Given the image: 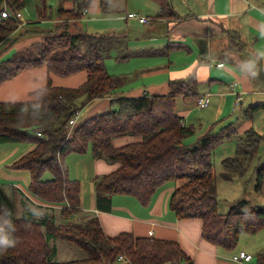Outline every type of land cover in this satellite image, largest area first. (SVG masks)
Listing matches in <instances>:
<instances>
[{"label":"trees","instance_id":"trees-1","mask_svg":"<svg viewBox=\"0 0 264 264\" xmlns=\"http://www.w3.org/2000/svg\"><path fill=\"white\" fill-rule=\"evenodd\" d=\"M49 1L38 0L37 11L41 19L54 22L55 28L50 26L47 31L53 34L60 22L82 19L84 10L93 0H72L71 8L59 4L54 8ZM107 1L114 0H101L103 8ZM155 1L160 5L157 17L179 18L172 0ZM26 3L27 0H0V14L5 11V4L23 10ZM152 20L149 17L148 23ZM29 21L22 23L11 15L2 17L0 45L9 37L19 40L32 32H42L37 26L34 30L27 29L32 23ZM44 36L43 41L33 42L0 61V85L24 69L38 66H46L49 77L84 72L86 78L77 86L55 85L49 79L27 100H0V144H35L13 163L15 168L28 171L27 190L0 184V234L9 232L15 239L13 246H0V264H116L115 250L124 247L131 251L129 254L134 259L130 264H194L193 258L176 239L137 236L128 231L110 236L97 215L88 220L76 218L77 214H74L81 210L82 184L69 176L65 157L70 153L86 155L90 151L95 159L121 163L116 170L94 179L99 209L111 210L112 197L120 194L132 195L148 205L165 184L184 179L185 182L172 193L170 208L178 218H201L202 236L206 240L232 250L242 232L264 228V208L248 206L241 211L235 203L227 213L219 211L214 166L216 149L237 135V150L222 160L221 175L231 179L233 174H245V162L255 157L264 134L249 129L238 135L233 123L217 127V121L194 143H186V139L195 135L196 128L184 124V117L176 110L177 98L181 95L190 99L201 96L195 93L199 84L195 75L170 81L167 93L115 96L111 101L113 108L81 123L78 120L69 130L67 124L77 116L81 106L78 100L85 98L89 102L113 93L123 85L122 80L108 70L107 58L114 52L118 53L117 60L129 58L132 55L128 49L129 40L125 35L83 29L63 32L61 41ZM122 46L127 48L125 54L119 52ZM172 47L184 46H167L165 50ZM126 136L140 139L122 146L114 144L115 139ZM46 172L52 175L44 178ZM257 175L262 184L264 165L257 170ZM20 207L23 208L21 213ZM56 207H61L60 214L65 219L60 224L52 215ZM82 215L87 214L82 212ZM53 239L76 244L86 256L59 261ZM139 253L136 261L135 255ZM256 257V264H264V249Z\"/></svg>","mask_w":264,"mask_h":264},{"label":"crops","instance_id":"crops-1","mask_svg":"<svg viewBox=\"0 0 264 264\" xmlns=\"http://www.w3.org/2000/svg\"><path fill=\"white\" fill-rule=\"evenodd\" d=\"M172 1L179 13V18H175L176 25L157 17L160 5L155 0L107 1L105 8L102 7L101 0H94L84 17L79 20L87 22L89 32L127 36L128 44L135 45L129 50L137 53L135 56L138 58V64L146 63L152 66L153 70L164 68L162 74H155L157 72L151 74L153 78L151 82L148 81L149 89L142 92H128L129 95L167 93L170 81L195 75L199 83L195 93L199 96L208 94L209 103H212L211 107L214 111L211 118L196 120L193 109L188 103L192 102L196 105L197 96L190 99L181 95L177 98V107H180L177 112L184 117L185 125L199 123L202 131L198 136L217 121L220 122L217 127L233 123L239 135H243L249 129L264 134V0ZM71 7L73 4L68 5V8ZM91 9L95 11V14H92ZM129 11L139 12L153 20L148 24H143L136 19H127L126 14ZM95 18L103 25L90 27V20ZM25 19L28 20L27 16ZM24 42L26 45L23 47L20 41L9 45L0 53V61L27 47L28 39H24ZM31 43L33 42L29 45ZM172 45L184 47L179 49L172 47L170 50H165L167 46ZM147 49L150 53H138L147 51ZM163 49L162 54H154ZM141 57L143 60L140 59ZM258 57L261 70L256 77L251 78L240 71L241 61ZM218 62H223L224 65L218 66ZM147 70H150V67ZM85 78L84 72L71 76L50 75L49 77V70L46 66L27 68L0 85V100H27L32 97L33 91L47 84L49 79L55 85L77 86ZM180 99L185 103L180 104ZM210 104L207 107H210ZM108 105H110L108 98L103 99L94 110L108 111ZM238 109L242 115L236 117ZM235 120L237 121L234 122ZM198 136L193 139L192 143L197 140ZM138 138L137 136H126L115 139L114 144L120 146ZM23 145L25 144H0V165L3 166V171L4 167L10 168L8 179L2 182L0 177V184L18 186L27 190L30 180L29 173L27 175L24 170L13 166V163L26 152L25 149L29 148ZM32 148L33 146L29 150ZM236 150L237 138L234 144L232 143V146L224 152L234 155ZM76 160L77 167L73 169L68 167V169L69 176L71 177L70 174L74 171L76 178H71L80 180L82 184L81 209L83 212L91 211L92 214L97 215L108 235L116 236L128 231L137 236L151 235L176 239L193 258L194 264L250 263L251 260L233 261V256L239 253H228L231 250H225L206 240L202 236L201 218L177 217L170 208L171 196L176 187L171 185V182L160 188L148 205L142 204L132 195L120 194L112 197L111 210L99 209L94 190V179L98 174H108L116 170L121 163L109 162L103 158L94 159L90 151ZM69 165L71 167V163ZM242 251L245 249H240V252ZM247 253L252 254L250 251Z\"/></svg>","mask_w":264,"mask_h":264},{"label":"rangeland","instance_id":"rangeland-1","mask_svg":"<svg viewBox=\"0 0 264 264\" xmlns=\"http://www.w3.org/2000/svg\"><path fill=\"white\" fill-rule=\"evenodd\" d=\"M174 1H176V0H174ZM37 2H38V0H27L26 6L23 8V12H24L25 16H27V19L30 20V22H32L29 25H27V29H33L34 30L33 27L37 26V29L42 30V32L41 33L32 32L28 36L22 37L19 40L17 39V37L16 38L9 37L6 41H4L0 45V53L2 51L6 50L9 45L10 46L13 45L14 42L18 43L20 41L22 44V47L25 46L26 44L24 42V39H28L29 43L30 42H41L45 39L44 35L46 34V38H52V39H57L58 41H61L60 35L63 32L74 33V32L79 31L82 28L84 30L88 29V27L86 25L87 22L85 20L80 21L79 19H75V20H70L69 22H66V21L60 22L57 25L58 28H57L56 32L54 31L53 34H51L50 32H47L48 30L51 29L50 26H53V28H55V25H53L54 22L46 21V20L41 19V17H39L40 14H38V11H37ZM4 3H5V1H4ZM49 3L51 5H53L54 8H57L58 4L68 8V5L72 4V0H50ZM93 3H94V0L91 2V5ZM66 4H68V5H66ZM96 7L97 6H95V8ZM85 11H87V9L84 10V13H85ZM91 11H92V14H95V11L93 9H91ZM49 14H50V11H48V15ZM40 19H41V21L39 23H37ZM165 21H167L169 23L172 22L173 25L174 24L176 25V23H177V20L173 19V18H168V19L165 18ZM65 24H67V25H65ZM100 25H103V23H101L97 18L92 19L89 22L90 27H97ZM43 31H45V34ZM48 33H49V35H48ZM29 43L27 45H29ZM134 46L135 45H133V44H129L128 49L131 50V48ZM119 50H120L119 52L122 54H125L127 52V48L123 47V46L120 47ZM147 50H149V49H147ZM130 53L132 55L127 59L117 60L118 53L116 54L115 52L112 53V55L107 58L108 70L110 71V73H115L120 78V80H122L123 85L119 89H117L115 92L108 93L107 95H105L103 97H98V99H95V100H92L89 102L85 98H81L80 100H78L79 105H81L79 107V111L77 114L78 115L77 119L79 120V123L83 122L88 117H92V116H95L99 113L104 112V111H100V110L99 111L94 110L96 108L97 104L99 102H101V100L108 98V100L110 101V105H108V106H109V109H111V108H113V105L111 103L113 97L118 96L122 93L128 94V92L129 93L142 92L145 89H149L150 87L148 85V81L151 82L152 78H153L151 76V74H154V72H157L155 74H162L164 68L159 69V70L158 69L153 70V69H151L152 66L146 65V63H139L138 64L137 63L138 58L135 56L137 53H135V51L134 52L130 51ZM140 59H142V57ZM142 60H140V61H142ZM148 67H150V70H147ZM122 72H124V73H122ZM136 86H137V88H136ZM133 87L135 89H133ZM129 88H130V90H128ZM179 103L182 104V103H185V101L180 99ZM188 104H190L189 105L190 108L193 109V115L195 116L196 120H198L199 118L209 119L212 117V114L214 111V108L211 107L212 103L211 104L209 103L210 107H205V108L198 107L195 104H193L192 102L191 103L189 102ZM179 109H180V107L176 108L177 111ZM237 112H238V114L236 115V117L238 115H242V112L240 111V109H238ZM72 119L69 120V123L67 125H69L71 123ZM236 121L237 120H235L234 122H236ZM219 123L220 122H218L217 124H219ZM199 125H200L199 123H196V125H194L196 128L195 129L196 130L195 135L186 139L185 142H187L188 144L192 143L193 139L199 135L200 131H202V129L199 127ZM67 127L68 126H66V128ZM29 128H31V127H29ZM73 128L74 127H70L69 130L73 129ZM236 138H237V142H238V136L236 135L234 139L226 140L221 146H219L220 148L219 147L217 148V150L214 153V154H216L215 159H214V166L216 169L217 181H218V208H219V211L222 213H227L231 209L232 205L235 203L238 204L239 210H241V211L247 209L248 206H255V207L260 208V209L264 208V180H263L262 184H259L258 175H257V170L261 166L264 165V141H262L260 147L258 148V151H257L255 157H253L252 159L245 162V165H246L245 174H243V175L233 174L231 179H224L221 175V173L223 171L222 160L227 156L233 155L232 153H225L224 151L227 148H230L232 146V143L234 144ZM139 139H140V137L138 139H135V141H138ZM22 144H25V145H23L24 147H29V148H31L32 146L34 147V145H35L32 142L22 143ZM120 146H122V145H120ZM29 148L25 149L26 152L23 155H26L31 150V149L29 150ZM69 155H71V157ZM82 155H85V154H78V153L68 154L65 157V161L68 164V167L70 169L76 168L77 167L76 158H78ZM59 157H60V154H59ZM70 163H71L72 168L69 165ZM2 168H3V166L0 165V177H1V181L4 182L8 179L7 177H8V173L10 172L9 171L10 168L4 167V171ZM25 172H27L26 174L28 175V171L25 170ZM51 175L52 174L50 172H46L44 174V178L50 177ZM70 175H71V177L76 178L74 176L75 175L74 171L71 172ZM101 175H104V174H98L97 176H101ZM184 182H185L184 179H178V180L172 181L171 185H175L177 187V186H181ZM26 183H27V181H26ZM94 190L96 192L95 185H94ZM60 208L61 207H56L55 213H52V215L54 214L55 216L54 215L53 216L57 219L56 220L57 224H60L59 222L65 220V219H63L62 215L60 214ZM80 208H81V206H80ZM22 211H23V208L20 207V213ZM79 212H81V213H79ZM79 212L74 214V216L77 214L76 218H78V219L85 218L88 220L89 218L93 217V215H94V214H92L91 211L85 212L87 215H82V212H83L82 209ZM43 230H45V227H43ZM52 244L57 247L58 252H57L56 258L59 261L79 259V258H83L86 256L84 251L72 242H68V241H65L62 239H53ZM240 249H245V251H247V252L250 251L254 255V259L251 260L249 264H256L257 254L264 249V228L259 229L256 232H242L240 234V238L238 240L236 247L234 249H232L231 251H228V253H231V254L234 252L240 253ZM119 253L120 254L123 253L124 261L120 260L118 258L121 256ZM129 253H131V251L129 249H127L126 247H124L121 250L116 248L115 253L113 255V258H116V264H130L131 262L134 263V259L131 258V255ZM26 255L29 256V254H26ZM29 257L31 260L34 261V258H32L31 256H29ZM139 257H140V253L135 255L136 261L139 259ZM141 260H143V259H141ZM139 262H140V260H139ZM166 263L174 264L171 262H166Z\"/></svg>","mask_w":264,"mask_h":264},{"label":"built area","instance_id":"built-area-1","mask_svg":"<svg viewBox=\"0 0 264 264\" xmlns=\"http://www.w3.org/2000/svg\"><path fill=\"white\" fill-rule=\"evenodd\" d=\"M6 15L16 16L17 18L21 20L22 23L26 22L23 10L12 9L11 7L5 5V11L0 14V19ZM127 18L136 19L141 23H148L149 21L148 16L142 15L141 13L136 12V11H129L127 13ZM223 65H224L223 62H218V66H223ZM196 105L201 108L207 107L209 105L208 94L201 95L200 97H198L196 101ZM77 118H78V115L74 119L71 120V123L69 124L70 127H72L73 125L77 123V120H78ZM252 258H253L252 254L242 251L239 254L234 255L232 259L233 261H236V262H242V261H250L252 260ZM119 259L124 261V256L121 255Z\"/></svg>","mask_w":264,"mask_h":264},{"label":"clouds","instance_id":"clouds-1","mask_svg":"<svg viewBox=\"0 0 264 264\" xmlns=\"http://www.w3.org/2000/svg\"><path fill=\"white\" fill-rule=\"evenodd\" d=\"M259 57L257 59H246L240 62L239 68L240 71L244 74H247L249 77H256L260 70L261 66L259 65ZM15 244V239L11 236L9 232H4L0 234V246L9 247Z\"/></svg>","mask_w":264,"mask_h":264}]
</instances>
